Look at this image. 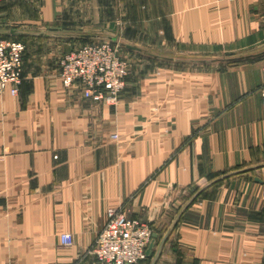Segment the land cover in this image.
Wrapping results in <instances>:
<instances>
[{"label": "crops", "instance_id": "0c3cea01", "mask_svg": "<svg viewBox=\"0 0 264 264\" xmlns=\"http://www.w3.org/2000/svg\"><path fill=\"white\" fill-rule=\"evenodd\" d=\"M27 33L17 96L0 94V264H102L121 209L159 238L157 264H264V0H5ZM117 38L129 74L116 106L65 87L59 59ZM251 57L235 62L213 60ZM116 136V137H115ZM71 234L73 245L61 242Z\"/></svg>", "mask_w": 264, "mask_h": 264}, {"label": "built area", "instance_id": "2783aa9c", "mask_svg": "<svg viewBox=\"0 0 264 264\" xmlns=\"http://www.w3.org/2000/svg\"><path fill=\"white\" fill-rule=\"evenodd\" d=\"M5 0H0V3ZM233 1V0H232ZM23 42L0 39V94L17 96L23 82ZM60 79L65 87L81 84L83 96L96 103L116 106L126 88L128 63L117 45L93 42L78 46L59 59ZM264 78V67L262 69ZM264 103V83L260 89ZM116 137V136H115ZM154 230L147 224L128 218L117 208L107 211V222L91 250L102 264H139ZM61 242L73 245L71 234H63Z\"/></svg>", "mask_w": 264, "mask_h": 264}, {"label": "water", "instance_id": "95a60500", "mask_svg": "<svg viewBox=\"0 0 264 264\" xmlns=\"http://www.w3.org/2000/svg\"><path fill=\"white\" fill-rule=\"evenodd\" d=\"M0 36H6V37H21V36H37V37H50V36H64L61 34H45V33H27V32H21L18 30H0ZM67 37L73 38V39H85V40H93V41H98V42H108V43H112L114 45H117L121 48H125L127 50L136 52L138 54H143L152 58H156V59H165V60H169L172 58H167L164 56H160L151 52H148L146 50L141 49L138 46L126 43V42H122L119 41L117 38H111V37H106V36H92V35H77V34H70ZM251 57H237V58H229V59H219V60H213V62H235V61H241V60H245ZM234 174V173H233ZM233 174L227 175L219 180H216L214 182H212L211 184L207 185L206 187L202 188L199 192H197L191 199L190 201L183 207V209L180 211V213L178 214V216L175 218V220L173 221V223L171 224V226L169 227V229L166 231V233L164 234V236L162 237L160 244L158 245V248L152 258L151 264H157V261L162 253V250L166 244V242L168 241V239L170 238L171 234L173 233L174 229L176 228L178 222L181 219L182 214L184 213V211L186 209H188L190 207V205L200 196L201 193H203L208 187H210L211 185L221 181L222 179H225ZM159 238L158 234L154 233L151 242L148 245V248L146 250V257L147 258H151L152 254H153V250L155 248V244L157 242V239Z\"/></svg>", "mask_w": 264, "mask_h": 264}, {"label": "rangeland", "instance_id": "374dc122", "mask_svg": "<svg viewBox=\"0 0 264 264\" xmlns=\"http://www.w3.org/2000/svg\"><path fill=\"white\" fill-rule=\"evenodd\" d=\"M20 26H21L20 21H14L7 16L0 18V27L13 28V27H20ZM121 52L123 53V51Z\"/></svg>", "mask_w": 264, "mask_h": 264}, {"label": "trees", "instance_id": "16d2710c", "mask_svg": "<svg viewBox=\"0 0 264 264\" xmlns=\"http://www.w3.org/2000/svg\"><path fill=\"white\" fill-rule=\"evenodd\" d=\"M143 262V261H142ZM141 263V262H140Z\"/></svg>", "mask_w": 264, "mask_h": 264}]
</instances>
